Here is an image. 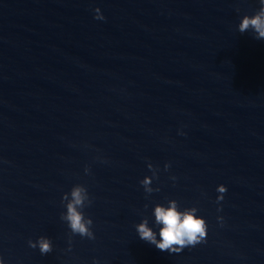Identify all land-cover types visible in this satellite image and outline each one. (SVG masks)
Wrapping results in <instances>:
<instances>
[{"label": "water", "instance_id": "obj_1", "mask_svg": "<svg viewBox=\"0 0 264 264\" xmlns=\"http://www.w3.org/2000/svg\"><path fill=\"white\" fill-rule=\"evenodd\" d=\"M260 6L0 0L5 264H264V40L238 30ZM77 184L93 198L94 240L61 219ZM173 199L199 209L208 235L170 254L136 225L147 217L158 234L154 208ZM41 236L51 253L29 246Z\"/></svg>", "mask_w": 264, "mask_h": 264}, {"label": "clouds", "instance_id": "obj_2", "mask_svg": "<svg viewBox=\"0 0 264 264\" xmlns=\"http://www.w3.org/2000/svg\"><path fill=\"white\" fill-rule=\"evenodd\" d=\"M260 7L254 15L243 16L238 25L240 33L252 31L255 39L264 40V0H260ZM95 19L104 20L105 17L100 8L95 9ZM152 176L145 177L140 181L146 194L160 191L159 188H153V180L159 179L158 168L153 164H148ZM171 168V164L165 165V171ZM90 168H85V173L90 174ZM171 179L176 180L175 176ZM220 195L217 198V203L224 199V194L228 191L223 184L217 188ZM62 203L66 206V212L61 214V219L67 222L68 227L73 235H80L89 239H95V233L92 230L93 220L91 217H86L83 209L89 207L93 203V198L90 197L88 189L82 184L73 186L70 193H65L62 198ZM148 205H145L147 208ZM222 210L218 209V211ZM197 207L180 209V204L177 200H170L168 205L157 204L154 208L153 215L155 224L159 226V232L149 226V219L145 217L143 221L136 225L137 233L140 239L154 245L161 251L172 253H180L189 246H196L202 242H206L208 235V224L205 218L198 216ZM223 222V217H218ZM159 235V239L157 238ZM29 246L33 249L39 248L41 254H48L53 251L52 240L47 236H41L37 241H28ZM71 250V248H69ZM0 264H5L0 257ZM96 264H99L96 261Z\"/></svg>", "mask_w": 264, "mask_h": 264}]
</instances>
